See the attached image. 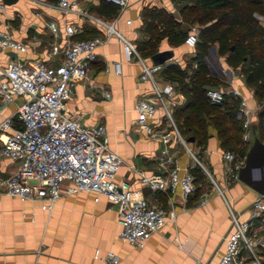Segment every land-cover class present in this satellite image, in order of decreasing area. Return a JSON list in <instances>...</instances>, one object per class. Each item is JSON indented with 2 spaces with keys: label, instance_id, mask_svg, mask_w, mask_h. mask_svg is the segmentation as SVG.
<instances>
[{
  "label": "crops",
  "instance_id": "0c3cea01",
  "mask_svg": "<svg viewBox=\"0 0 264 264\" xmlns=\"http://www.w3.org/2000/svg\"><path fill=\"white\" fill-rule=\"evenodd\" d=\"M101 1L105 0H78V5L89 14L115 19L117 29L135 44L150 36L144 25L146 7L165 9L186 30V20L180 12L184 5L182 2L129 0L123 9L117 5L118 12L109 18L96 10ZM0 2L6 5L0 11V27L6 25L15 38L27 45L25 52L0 48L2 65L15 58L58 62V56H50V50L53 45L65 44V25L68 23L77 28L72 38H89L102 33L101 27L87 15L36 5L30 0ZM126 19H131V23H126ZM189 31L190 28L187 29ZM194 47L185 42L172 45L168 37L163 36L157 43V52L171 50L172 56L161 64H154L150 56L144 57L152 65L154 78L161 84L167 81L163 69L171 63L185 66L186 59L190 61L195 55ZM215 48L217 50V43ZM96 51V59L90 65L87 78L75 84L66 108L70 115L77 116L84 124H103L106 127L110 148L123 159L117 175L118 182L125 181L132 188H140L150 202L173 209L176 216L167 219L149 237L145 246L139 248L118 238L121 227L119 207L105 196L96 202L91 192L64 194L48 212L41 208L39 201L7 195L0 186V264H105L95 256L96 248L101 253L108 250L116 253L117 264L216 263L224 251V239L231 227L230 208L241 218H249L251 204L258 193L240 180L228 179L227 162L222 157L225 149L214 128L210 129L203 149L190 144L212 178V188H205L206 183L202 180L197 185L200 188L189 197L184 199L176 191L168 198L164 192L152 191L141 183L132 165L147 175L165 174L158 160L163 142L149 137L135 123L134 101L150 94L151 83L140 79L141 66L137 60L124 61L117 39L100 44ZM218 56L223 57V61H219L220 68L221 72H228L225 76L230 86L237 87L247 104L254 109L252 122L260 112L257 106L259 99L246 83L240 67H237L239 73H233L226 56ZM113 61H121L120 73L114 71ZM208 68L211 70V65ZM211 72L215 74L213 69ZM175 91L177 96L184 98L177 105L184 104L185 95L177 87ZM0 109L4 114H10L16 109V103H0ZM170 149L174 150L181 165L188 166L194 162L181 145L172 143ZM16 167V162L0 157V177L10 175ZM68 184L65 181L63 187ZM203 199L205 201L201 202Z\"/></svg>",
  "mask_w": 264,
  "mask_h": 264
},
{
  "label": "built area",
  "instance_id": "2783aa9c",
  "mask_svg": "<svg viewBox=\"0 0 264 264\" xmlns=\"http://www.w3.org/2000/svg\"><path fill=\"white\" fill-rule=\"evenodd\" d=\"M30 1L63 12L87 15L101 27L102 33L89 38H72L77 28L68 23L65 25V44L53 45L50 50V56H58V62L15 58L5 65L0 63V103H16V109L10 114H4L0 109V157L17 163L10 175L0 177L2 192L26 201H39L41 208L48 212L64 194L91 192L96 202L105 196L119 207L121 227L118 238L134 247H144L167 219L175 218L174 210L150 202L140 188H132L125 181L118 182L123 159L110 148L106 127L82 123L77 116L70 115L66 102L72 97L75 84L87 78L90 65L96 59L97 47L117 39L124 61L137 60L141 66L140 79L151 83L150 94L134 101L135 123L149 137L164 144L158 160L165 174L147 175L133 165L131 167L137 171L141 183L152 191H162L168 198L179 191L185 199L197 188L191 169L199 166L209 173L175 122L173 108L184 98L176 95L173 83L156 81L152 65L136 44L117 29L115 19L81 10L78 0ZM105 1L118 5L120 9L129 2ZM5 7L0 2V11ZM126 23L130 24L131 19H126ZM184 42L190 47L196 45L195 28L190 29ZM0 48L25 52L27 45L3 25L0 27ZM113 68L120 73L121 61H113ZM205 95L212 104L222 103L227 95L237 100L242 118V139L248 143L254 109L247 104L240 90L237 87H207ZM172 143L184 147L194 162L181 165L174 150L170 149ZM222 157L227 162L228 179L238 180L237 170L243 161L238 160L230 149L223 150ZM65 181L69 184L63 187ZM263 212V194H257L247 219L230 208L231 227L224 239V251L214 264H264V216L254 223ZM94 254L105 264H117L118 256L113 251L101 253L96 248Z\"/></svg>",
  "mask_w": 264,
  "mask_h": 264
},
{
  "label": "trees",
  "instance_id": "16d2710c",
  "mask_svg": "<svg viewBox=\"0 0 264 264\" xmlns=\"http://www.w3.org/2000/svg\"><path fill=\"white\" fill-rule=\"evenodd\" d=\"M176 1L184 4L180 9L184 20L199 21L205 23V27L194 47L195 55L190 61L195 65L191 72L188 73L179 64L172 63L163 69L167 79L169 73L178 76V79L173 78L178 81L174 87L185 95L184 104L174 107L175 122L182 135L187 139L193 138L191 143L201 149L205 147L209 135L207 126H212L217 131L222 148L234 151L235 143H243L242 122L235 118L238 111L237 100L228 95L229 98L225 97L220 104L208 101L205 89L215 85L216 80L210 76L203 58L208 43L215 41L218 54L226 56L228 65L240 67L255 96L259 100L264 99V30L254 17L255 14L264 16V0ZM96 10L111 18L118 12V6L110 1H101ZM143 16L145 30L150 34L147 39L143 38L136 43L143 56L151 57L156 53L157 43L163 36H167L172 45L185 41L187 30L182 29L165 9L146 7ZM257 120L263 132L264 109L260 110ZM246 150V146L239 150L238 156L236 155L238 160H244ZM191 171L196 183L203 180L204 171L199 166L193 167ZM263 216L264 212L254 223H258Z\"/></svg>",
  "mask_w": 264,
  "mask_h": 264
},
{
  "label": "water",
  "instance_id": "95a60500",
  "mask_svg": "<svg viewBox=\"0 0 264 264\" xmlns=\"http://www.w3.org/2000/svg\"><path fill=\"white\" fill-rule=\"evenodd\" d=\"M11 1L15 0H4L8 3ZM171 56V50H164L154 53L150 58L154 64H161ZM237 178L258 194L264 195V140L258 120L250 124L248 146L243 164L237 170Z\"/></svg>",
  "mask_w": 264,
  "mask_h": 264
},
{
  "label": "rangeland",
  "instance_id": "374dc122",
  "mask_svg": "<svg viewBox=\"0 0 264 264\" xmlns=\"http://www.w3.org/2000/svg\"><path fill=\"white\" fill-rule=\"evenodd\" d=\"M222 9H224V8H222ZM222 9L220 11H222ZM254 17L257 19V22H258L259 26L264 30V18L261 17V16H259V15H256V14L254 15ZM204 27H205V23H202V22H199V21H190L189 20V21H186V23H184V28L186 30L189 29V28L190 29L191 28H195L196 29L197 39L200 38L201 31L204 29ZM139 37H140V35H139ZM215 44H216L215 41H210L208 43V45H207L208 47H207V50H206V53H205L206 55L203 58V60L206 63L207 67L209 65H211V70L213 69V71L215 73V74H213L211 72V70L208 68V71H209L210 76L213 77L216 80V84L215 85H211L209 87H218V88H225L226 87V88H230L232 86H230V84L228 82V79L225 76L226 73L228 75V72L226 71L225 73H223V72H221V68H220L219 61H223V57L218 56L217 50L215 48ZM185 62H186V65L183 66V67H181V68L187 70V72L190 73L195 64L192 63L191 61H189L188 59H186ZM231 71L233 73H236V74L239 73V69L238 68H232L231 67ZM167 77H168L167 81H169L171 83H175V85L178 84V81L177 80H173V78L178 79V76L176 74L169 73L167 75ZM257 106H258L259 111L262 110V109H264V99L258 100V105ZM216 111H214L213 113H216ZM256 117L257 118H255L253 121H256L258 119V116H256ZM235 118L237 120H240V122H242V118H241L240 114L239 115L236 114ZM211 128H213V127L212 126H207V132L208 133H209V131H210ZM262 137H263V140H264V130L262 132ZM241 138H242V136H241ZM234 145H235L234 153L237 156L239 154V150L242 147H244V146L247 147L248 146L247 143L246 144L245 143H242L241 144L240 142L239 143H235ZM203 181L206 183L205 188H212L214 186V182L212 181V178L207 173H204ZM196 185H198V183H196ZM198 188H200V187H198Z\"/></svg>",
  "mask_w": 264,
  "mask_h": 264
}]
</instances>
